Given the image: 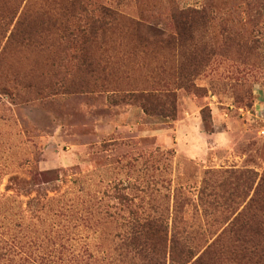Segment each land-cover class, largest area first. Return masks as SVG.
Returning a JSON list of instances; mask_svg holds the SVG:
<instances>
[{
  "label": "rangeland",
  "instance_id": "obj_1",
  "mask_svg": "<svg viewBox=\"0 0 264 264\" xmlns=\"http://www.w3.org/2000/svg\"><path fill=\"white\" fill-rule=\"evenodd\" d=\"M246 170L264 172V0H0V264H130L137 217L228 234Z\"/></svg>",
  "mask_w": 264,
  "mask_h": 264
},
{
  "label": "trees",
  "instance_id": "obj_2",
  "mask_svg": "<svg viewBox=\"0 0 264 264\" xmlns=\"http://www.w3.org/2000/svg\"><path fill=\"white\" fill-rule=\"evenodd\" d=\"M204 10V7L179 8L176 5L172 14L178 18L184 17L186 22H193L196 19H203ZM104 16L115 19L117 13L106 8ZM99 23L100 32H104L108 27L107 21L101 17ZM179 24L178 19L176 26ZM132 26L135 31H142L151 38L172 41V34H168L165 29L156 28L139 20L133 21ZM145 99L149 105L164 104V101L150 93L145 95ZM230 173H235L232 175L236 181L247 180L244 183L247 184L251 197L239 211H237L239 206L235 208L234 213L236 211L237 213L235 215L233 213L234 216L227 221V226L230 228L228 234H225L228 231L224 229L217 233L199 234L191 239H185V237L182 241L181 237L173 233L169 234L168 226L162 220L137 217L129 225L128 234L123 237L124 251L120 253L122 258L128 260L130 264H264V172L257 182V175L252 171H241L238 174L231 171ZM48 175L47 172H38L32 177L45 179ZM233 187L226 197L220 195L223 198L222 202L215 198L209 200V207L234 208V201L230 196H237V193L236 186L233 185ZM242 195L244 192L240 193V196ZM188 240H190L189 243L186 242ZM202 240L203 246H200V250L196 253L194 248L198 247L197 243ZM17 248L21 250V247L16 245ZM20 257L21 264H37V258H33L27 250H23ZM67 260L74 259L71 257ZM135 261L138 263H134Z\"/></svg>",
  "mask_w": 264,
  "mask_h": 264
}]
</instances>
